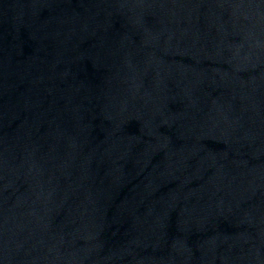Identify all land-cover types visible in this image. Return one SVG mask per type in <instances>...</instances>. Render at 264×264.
<instances>
[{"label": "water", "instance_id": "water-1", "mask_svg": "<svg viewBox=\"0 0 264 264\" xmlns=\"http://www.w3.org/2000/svg\"><path fill=\"white\" fill-rule=\"evenodd\" d=\"M0 264H264V0H0Z\"/></svg>", "mask_w": 264, "mask_h": 264}]
</instances>
